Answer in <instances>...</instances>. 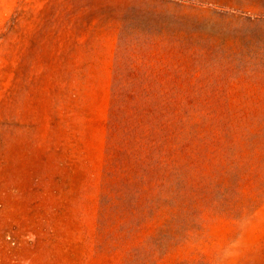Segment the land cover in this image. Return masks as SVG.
<instances>
[{"label":"rangeland","instance_id":"rangeland-1","mask_svg":"<svg viewBox=\"0 0 264 264\" xmlns=\"http://www.w3.org/2000/svg\"><path fill=\"white\" fill-rule=\"evenodd\" d=\"M0 264H264V0H0Z\"/></svg>","mask_w":264,"mask_h":264}]
</instances>
